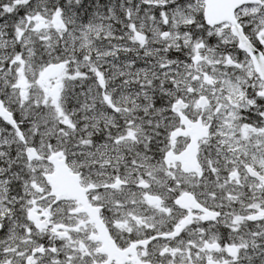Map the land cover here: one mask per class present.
I'll list each match as a JSON object with an SVG mask.
<instances>
[{
  "label": "snow or ice",
  "instance_id": "6c2138e0",
  "mask_svg": "<svg viewBox=\"0 0 264 264\" xmlns=\"http://www.w3.org/2000/svg\"><path fill=\"white\" fill-rule=\"evenodd\" d=\"M0 264H264V0H0Z\"/></svg>",
  "mask_w": 264,
  "mask_h": 264
}]
</instances>
